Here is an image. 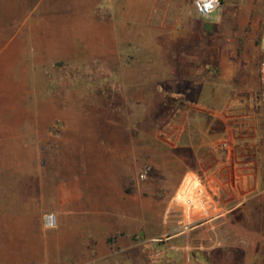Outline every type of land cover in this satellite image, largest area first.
<instances>
[{
	"label": "rangeland",
	"instance_id": "1",
	"mask_svg": "<svg viewBox=\"0 0 264 264\" xmlns=\"http://www.w3.org/2000/svg\"><path fill=\"white\" fill-rule=\"evenodd\" d=\"M25 1L24 23L13 24L0 0V264H69L51 249L55 228L44 217L75 166L112 151L110 132L135 136L127 190L148 185L146 194L160 196L167 189L162 132L193 108L190 101L214 98L211 109L228 114V155L234 132L255 138L262 128L264 0H228L237 21L228 42L217 41L215 27L184 0H125L117 10L97 0H69L64 8L41 0L39 9ZM190 78L197 86L188 93ZM165 238L131 251L136 264L164 262ZM133 261L125 255L120 264Z\"/></svg>",
	"mask_w": 264,
	"mask_h": 264
},
{
	"label": "crops",
	"instance_id": "2",
	"mask_svg": "<svg viewBox=\"0 0 264 264\" xmlns=\"http://www.w3.org/2000/svg\"><path fill=\"white\" fill-rule=\"evenodd\" d=\"M36 1L33 9L41 7V0ZM187 1L192 7L195 0ZM25 2L2 0L5 20L23 24ZM69 2L50 0L54 8H64L60 4ZM96 3L105 10H117L126 1ZM205 20L215 27L219 42H228V31L237 24L229 17L228 0H221L219 10ZM189 81L192 88L184 89L188 93L197 86L193 78ZM190 102L193 108L178 115L175 126L168 120L162 132L161 169L167 173L162 185L167 189L160 196L146 194L148 185L127 190L138 150L135 136L123 130L109 133L106 144L111 152L92 155L90 161L72 169L67 184L50 199V211L57 221L51 249L57 256L64 252L69 264H120L128 255L136 264L131 251L166 237L163 246L168 255L163 264H233L237 257L241 264H264L263 125L255 138L238 137L235 132L229 136L232 151L228 155V148L223 149L228 147V114L211 109L216 106L214 98ZM196 186L203 193V210L194 213L192 227L180 232L182 214L172 199ZM138 237L144 241L136 242Z\"/></svg>",
	"mask_w": 264,
	"mask_h": 264
},
{
	"label": "built area",
	"instance_id": "3",
	"mask_svg": "<svg viewBox=\"0 0 264 264\" xmlns=\"http://www.w3.org/2000/svg\"><path fill=\"white\" fill-rule=\"evenodd\" d=\"M193 6L196 14L199 17L203 19H209L216 11L219 10L221 6V0H195ZM257 79V104L261 114L262 125L264 130V52L257 67ZM146 173L147 171H143L142 173H140L139 179L143 180L145 178ZM202 196L203 193L199 191L197 186L191 190H188L186 188L185 190L180 191L175 195L173 200L177 203L176 206L181 208L182 214V219L179 221L180 232L187 231L190 227L195 224V221L193 220L194 213L203 210ZM44 222L47 228H55L57 225L56 217L54 214L45 215ZM262 229L264 232V211Z\"/></svg>",
	"mask_w": 264,
	"mask_h": 264
}]
</instances>
